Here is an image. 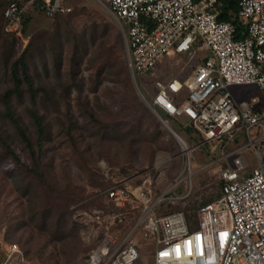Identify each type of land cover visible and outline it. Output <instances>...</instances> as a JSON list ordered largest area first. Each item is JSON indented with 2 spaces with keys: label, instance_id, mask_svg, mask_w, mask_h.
Masks as SVG:
<instances>
[{
  "label": "built area",
  "instance_id": "obj_1",
  "mask_svg": "<svg viewBox=\"0 0 264 264\" xmlns=\"http://www.w3.org/2000/svg\"><path fill=\"white\" fill-rule=\"evenodd\" d=\"M101 1L125 36L131 75L151 77L143 93L147 104L168 125L167 117L185 115L196 146L219 142L201 167L213 166L220 189L197 206L194 227L183 210H165L163 201L174 203L191 191L189 149L195 145L190 148L180 135L184 176L157 191L151 167L131 172L100 191L104 205L79 212L84 239L95 241L84 264H141L139 231L151 237V264H264V104L254 94L236 98L232 91L234 85H253L264 98V0H238L237 15L246 27L239 38L232 21L218 18L221 0ZM35 3L8 0L3 29L27 42L23 16ZM39 6L47 16L72 8L64 0H41ZM172 53L186 57L188 71L161 77L157 62ZM183 181L188 188L180 192ZM119 224L126 231L117 237ZM0 264L33 263L16 241L0 239Z\"/></svg>",
  "mask_w": 264,
  "mask_h": 264
},
{
  "label": "rangeland",
  "instance_id": "obj_2",
  "mask_svg": "<svg viewBox=\"0 0 264 264\" xmlns=\"http://www.w3.org/2000/svg\"><path fill=\"white\" fill-rule=\"evenodd\" d=\"M64 2L71 5L74 12L48 17L35 10L25 32L29 39L37 31L56 30V39L35 53L30 71L34 84L55 88L54 96L59 102L58 110H43L40 105L39 108L44 111L49 128L50 137L46 141L44 157L48 177L58 187L69 186L75 191V199L66 208L69 221L66 237L50 240L46 229L38 227L41 191L35 190L34 186H26L24 174L14 161L0 155V239L17 241L33 264H84L83 258L95 241L91 244L84 239L85 233L81 232L78 221L79 212L104 204L98 191L109 186L114 178H122L131 172L151 167L154 189L159 191L177 175L181 177L186 174L183 144L167 129L161 112L148 105L143 97V93H146L144 87L151 86V77L146 79V75H143L140 79L134 78L126 65V40L116 19L101 0ZM92 32L96 33L94 41L90 39ZM79 33H82L80 40L87 48L78 68L72 66L70 54L74 36ZM18 42V49L12 48L13 54L10 57L18 54L26 44L22 40ZM102 51L108 54L110 67L104 70L101 82L93 90ZM56 58L59 61L58 67L55 66ZM1 62L0 58V93L11 84L8 70ZM121 64L126 68V75L117 68ZM73 68L75 73L72 75ZM156 69L161 72V77L179 76L180 73L184 75L188 71L186 57L177 53L169 54L157 62ZM232 89L239 98L254 94L258 99L257 104H264L261 91L253 85H234ZM10 103L33 135L34 128L26 110L30 104L27 91L24 90L22 100L12 94ZM3 106L0 99V110ZM87 110L97 120L91 119ZM167 120L179 131L190 148L198 142L193 137H187L189 130L185 125V115H173L167 117ZM106 124L108 127H105ZM144 129L148 130L146 135L149 140L143 141L141 134ZM0 130L20 157L27 160L26 149L1 114ZM218 149L217 140L195 145L192 151L189 149L193 169L190 193L174 203L162 202L168 209H186L191 227L196 225L192 204L218 191L213 166L201 167ZM245 153L249 156V165H253L254 158L249 152ZM187 188V181H183L177 190L183 192ZM119 229L117 237L126 231V225L119 224ZM137 238L143 250L141 264H151V237H143L139 231Z\"/></svg>",
  "mask_w": 264,
  "mask_h": 264
},
{
  "label": "trees",
  "instance_id": "obj_3",
  "mask_svg": "<svg viewBox=\"0 0 264 264\" xmlns=\"http://www.w3.org/2000/svg\"><path fill=\"white\" fill-rule=\"evenodd\" d=\"M222 6L220 9V13L218 18L230 20L233 22L235 26L234 37L239 38L242 37L246 33L245 24L240 20L237 15L238 9V0H221ZM8 0H0V15L2 10L6 6ZM41 0H36L34 8H30L24 13L23 21H24V30L28 21L31 19V14L36 10L41 13H44L43 8L40 5ZM71 10L66 12H57L52 16L55 17L64 13H71ZM74 12V11H73ZM45 14V13H44ZM47 16V15H46ZM95 32L91 34V40H95ZM56 30H52L50 32L46 31H37L28 39L26 44L23 46L22 50H18L19 53L13 57H10L13 52L12 48L18 49L19 47V38L13 33L3 29H0V58L1 63L4 64L5 68L8 70L11 84L8 85L1 93L0 99L3 102V109L0 110V114L3 115L8 123L10 124L12 130L19 138L24 148L27 151L28 159L23 160L18 152L11 146L8 142L6 136L0 130V145L1 152L0 155L3 157L11 158L14 161L16 167L24 174L23 179L26 181V186H34L35 190L41 191V201H40V210L37 213V221L38 227L43 230L44 228L49 235L50 240H60L67 236L68 234V224L69 221L67 219V206L69 203L75 199V191L69 188V186L65 188H60L48 177L46 171V163H45V150H46V141L49 139V128L48 122L45 119L44 111H41L39 105L43 110H58L59 102L57 97L54 96L55 88L48 87L43 84H34L32 73L30 71L31 62L33 61L34 56H36V52L39 49L46 48V45L53 40L56 39ZM82 33L75 34L74 43L72 45V50L70 54V60L72 66L81 65L82 59L84 58V52L87 48L85 44L82 43ZM51 45V44H50ZM103 54H99V63L96 67L97 79L95 81V86L93 90H96L97 85L101 82L102 73L105 69L108 68V63L110 62V58L106 51H102ZM46 63L44 62V67H46ZM59 61L57 58L55 59V66L58 67ZM110 67V66H109ZM119 72L123 75H126V68L123 64L117 66ZM116 68V69H117ZM117 69V70H118ZM115 70V72H117ZM72 75L75 73V69L72 70ZM118 72V73H119ZM143 77V75H142ZM24 83V86H22ZM78 90L81 91V86H77ZM24 90L27 91L30 104L26 106V110L31 119L34 134L31 135L22 121L20 115L16 112L15 108L10 103V97L12 94L19 99H23ZM67 95L69 91H66ZM87 113L91 119L97 120L94 114L91 111L87 110ZM105 127H108L107 124ZM177 132H179L175 127H173ZM148 130H143V141L149 140L147 138ZM151 139V138H150ZM218 188L220 186V181L216 179ZM101 190L98 191L100 193ZM207 196L203 198L200 202L192 204V207L196 210L197 206L201 203L210 201L213 199L214 195ZM40 194V193H39ZM105 204V199L103 193L99 195ZM102 204V205H104ZM97 205V206H102ZM169 206H172L169 203ZM168 211L178 210V209H165ZM182 210V209H181ZM183 212L185 213L186 218L188 214L186 213V209L183 208ZM188 219V218H187ZM79 226L81 224L79 223ZM17 242V241H16ZM18 243V242H17ZM19 244V243H18ZM20 245V244H19ZM22 248V246L20 245ZM23 249V248H22ZM25 255L26 250L23 249ZM86 255V254H85Z\"/></svg>",
  "mask_w": 264,
  "mask_h": 264
},
{
  "label": "crops",
  "instance_id": "obj_4",
  "mask_svg": "<svg viewBox=\"0 0 264 264\" xmlns=\"http://www.w3.org/2000/svg\"><path fill=\"white\" fill-rule=\"evenodd\" d=\"M26 35H27V34H26ZM27 36H28V35H27ZM169 76H170V75H169ZM167 77H168V76H167ZM232 91H233V89H232ZM234 96H235V94H234ZM235 97H236V98H239L238 96H235ZM170 125H171V124H170ZM171 127L173 128L174 126L171 125ZM173 129H174V128H173ZM187 129L190 130L189 128H187ZM174 130H175V129H174ZM175 131H176V130H175ZM176 132H177V131H176ZM177 133L179 134V132H177ZM179 136H180V134H179ZM187 137L189 138V137H193V136L190 135V132H189V135H188ZM193 138L196 139V140H198L196 137H193ZM212 156H213V154L210 155V158H211ZM219 189H220V186H219V188H218V192H219ZM215 195H216V194H215ZM215 195H214V196H215ZM166 209H167V208H166Z\"/></svg>",
  "mask_w": 264,
  "mask_h": 264
},
{
  "label": "water",
  "instance_id": "obj_5",
  "mask_svg": "<svg viewBox=\"0 0 264 264\" xmlns=\"http://www.w3.org/2000/svg\"><path fill=\"white\" fill-rule=\"evenodd\" d=\"M164 122V121H163ZM165 123V122H164ZM165 126L167 127V129L172 133V134H176V131L167 123H165Z\"/></svg>",
  "mask_w": 264,
  "mask_h": 264
},
{
  "label": "bare ground",
  "instance_id": "obj_6",
  "mask_svg": "<svg viewBox=\"0 0 264 264\" xmlns=\"http://www.w3.org/2000/svg\"><path fill=\"white\" fill-rule=\"evenodd\" d=\"M174 135H175V137H177L180 140V136H179V134L177 132Z\"/></svg>",
  "mask_w": 264,
  "mask_h": 264
},
{
  "label": "snow or ice",
  "instance_id": "obj_7",
  "mask_svg": "<svg viewBox=\"0 0 264 264\" xmlns=\"http://www.w3.org/2000/svg\"><path fill=\"white\" fill-rule=\"evenodd\" d=\"M177 252H179V247H177Z\"/></svg>",
  "mask_w": 264,
  "mask_h": 264
}]
</instances>
